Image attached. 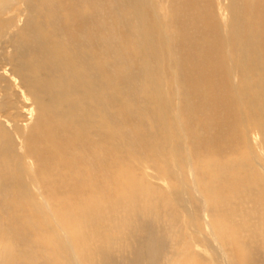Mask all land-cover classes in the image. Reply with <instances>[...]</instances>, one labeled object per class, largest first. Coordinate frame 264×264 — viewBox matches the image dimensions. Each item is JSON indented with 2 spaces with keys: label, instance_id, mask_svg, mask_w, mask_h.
<instances>
[{
  "label": "bare ground",
  "instance_id": "bare-ground-1",
  "mask_svg": "<svg viewBox=\"0 0 264 264\" xmlns=\"http://www.w3.org/2000/svg\"><path fill=\"white\" fill-rule=\"evenodd\" d=\"M257 262L264 0H0V264Z\"/></svg>",
  "mask_w": 264,
  "mask_h": 264
},
{
  "label": "rangeland",
  "instance_id": "rangeland-1",
  "mask_svg": "<svg viewBox=\"0 0 264 264\" xmlns=\"http://www.w3.org/2000/svg\"><path fill=\"white\" fill-rule=\"evenodd\" d=\"M166 232V234H167V232L168 231H165ZM164 234V235H163ZM162 235L163 236H161L162 237V240H166V238H167V240H169V239H171V240H176V238H175V236H170L171 234H165V233H163ZM166 235V236H165ZM253 264H255V263H253ZM256 264H258V262L256 263ZM260 264H264V263H260Z\"/></svg>",
  "mask_w": 264,
  "mask_h": 264
}]
</instances>
